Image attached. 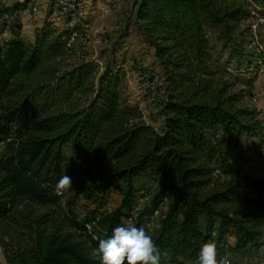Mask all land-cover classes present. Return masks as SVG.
I'll list each match as a JSON object with an SVG mask.
<instances>
[{"label": "trees", "instance_id": "trees-1", "mask_svg": "<svg viewBox=\"0 0 264 264\" xmlns=\"http://www.w3.org/2000/svg\"><path fill=\"white\" fill-rule=\"evenodd\" d=\"M134 1L136 27L153 48L164 83L159 128L137 106L123 104L121 68L107 64L100 71L91 60L66 64L72 26L58 29L44 20L26 42L15 22L13 37L0 41V246L6 264H101L93 249L124 225V216L138 227L161 225L152 235L161 261L168 259L163 264H197L208 242L216 243L218 259L264 246V176L236 180L226 140L253 133L255 113L222 73V51L208 36L213 30L220 41L229 39L250 15L247 0ZM105 162L115 168L86 186L85 195L104 194L120 179L127 186L122 207L83 220L69 216L56 192L64 164ZM143 175L158 176L163 188L132 218L133 181ZM169 178L179 189L162 211ZM92 220L97 224L89 232L85 223ZM75 228L86 239L76 237Z\"/></svg>", "mask_w": 264, "mask_h": 264}, {"label": "rangeland", "instance_id": "rangeland-1", "mask_svg": "<svg viewBox=\"0 0 264 264\" xmlns=\"http://www.w3.org/2000/svg\"><path fill=\"white\" fill-rule=\"evenodd\" d=\"M53 1L0 0V41L13 37L11 25L15 22L20 23V35L26 42L33 41L35 30L44 20H49L58 29L72 26L78 37L66 64L76 65L91 60L100 71L107 64L116 69L121 68L125 73L121 84L123 104L137 106L142 111L144 120L159 128L162 120L158 116L157 106L163 94L164 83L153 48L136 27L135 1L111 0L110 10L106 12L98 0H66L72 5L69 10L71 16L65 22L56 24L51 21L50 15ZM247 10L249 17L238 23L234 34L226 41H220L215 31H208L210 44L216 52L222 51L220 62L225 70L222 73L229 74L235 83L233 90H242V105L255 113L252 122H257L255 131L243 134L239 140L226 137L231 162L236 170V180L264 176V0H247ZM72 19L74 21L69 25ZM3 150L4 145L0 142V155ZM114 168V162L78 168V173L72 180V189L64 191L61 197L64 212L83 220L92 215L93 211L102 215L121 208L127 191L123 180L114 179L112 188L104 194L96 193L92 197L85 195L86 186ZM72 169L74 167L70 164H64V172ZM133 186L136 193L129 204L133 207L130 213L132 218L161 191L163 184L158 176L143 175L134 178ZM164 186L166 193L161 205L162 211L179 189V183L174 178H169ZM123 210H128L127 206ZM123 222L124 225H132L128 216L123 217ZM73 230L76 237L86 239L83 230ZM229 240L231 243L234 241L233 238ZM229 258L235 264H264V256L253 249ZM0 264H6L1 246Z\"/></svg>", "mask_w": 264, "mask_h": 264}, {"label": "clouds", "instance_id": "clouds-1", "mask_svg": "<svg viewBox=\"0 0 264 264\" xmlns=\"http://www.w3.org/2000/svg\"><path fill=\"white\" fill-rule=\"evenodd\" d=\"M71 189L72 178L68 175L62 176L56 184V192L59 194ZM160 227L158 222L147 227L119 225L112 230L110 236L99 239L93 253L100 256L101 264H160L162 251L152 235ZM257 251L264 256V246ZM197 264H224L222 259H218L215 242L201 246Z\"/></svg>", "mask_w": 264, "mask_h": 264}, {"label": "built area", "instance_id": "built-area-1", "mask_svg": "<svg viewBox=\"0 0 264 264\" xmlns=\"http://www.w3.org/2000/svg\"><path fill=\"white\" fill-rule=\"evenodd\" d=\"M99 2H101L103 4V8L104 11L108 12L110 10V5H111V0H98ZM72 7V5H70L66 0H54L53 3L50 6V15H51V21H54L53 23H57V22H65V19L69 16H71L69 10ZM33 10H35V7L32 8ZM74 20H70L69 25H71V23ZM78 34L76 31H73L68 39V49L71 52L72 51V47H73V43L74 41L77 39ZM78 173V168H74L71 171L68 172H63V176L64 175H68L72 178V180L76 177V174ZM58 194V193H57ZM60 199H61V206L63 207V202H62V193L58 194ZM64 208V207H63ZM97 224V220H92V221H88L85 223V227L89 232H92L95 228ZM224 264H235L230 258L229 256H225L222 258Z\"/></svg>", "mask_w": 264, "mask_h": 264}, {"label": "crops", "instance_id": "crops-1", "mask_svg": "<svg viewBox=\"0 0 264 264\" xmlns=\"http://www.w3.org/2000/svg\"><path fill=\"white\" fill-rule=\"evenodd\" d=\"M42 24L39 25V27L41 26ZM34 39V36L32 37Z\"/></svg>", "mask_w": 264, "mask_h": 264}]
</instances>
